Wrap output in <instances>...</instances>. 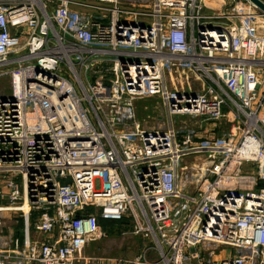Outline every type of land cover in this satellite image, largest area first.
Returning a JSON list of instances; mask_svg holds the SVG:
<instances>
[{
    "label": "built area",
    "instance_id": "1",
    "mask_svg": "<svg viewBox=\"0 0 264 264\" xmlns=\"http://www.w3.org/2000/svg\"><path fill=\"white\" fill-rule=\"evenodd\" d=\"M217 3L0 0V264H264V13Z\"/></svg>",
    "mask_w": 264,
    "mask_h": 264
},
{
    "label": "rangeland",
    "instance_id": "2",
    "mask_svg": "<svg viewBox=\"0 0 264 264\" xmlns=\"http://www.w3.org/2000/svg\"><path fill=\"white\" fill-rule=\"evenodd\" d=\"M124 2H132L137 0H122ZM213 2V6L230 2V0H210ZM236 2L244 3L248 0H235ZM264 1V0H263ZM208 5V4H207ZM211 7V5H208ZM209 11L208 8L205 9ZM168 79H170V72L166 73ZM178 84H173L176 88ZM190 88V86H183ZM178 88V87H177ZM192 88V87H191ZM141 105L145 106L149 103L141 101ZM142 106V107H143ZM140 109V108H139ZM146 112L140 110L138 117L141 119L145 116ZM10 229L19 236L22 235V220L18 219V223L9 222ZM103 235L94 241H91L85 248L84 255L89 257H110V258H122L131 260L138 256L146 245H151L148 239L143 238L140 234L133 233V222L131 216H126L120 220L103 219L99 222Z\"/></svg>",
    "mask_w": 264,
    "mask_h": 264
},
{
    "label": "water",
    "instance_id": "3",
    "mask_svg": "<svg viewBox=\"0 0 264 264\" xmlns=\"http://www.w3.org/2000/svg\"><path fill=\"white\" fill-rule=\"evenodd\" d=\"M251 2L257 9L264 13V1L263 0H248Z\"/></svg>",
    "mask_w": 264,
    "mask_h": 264
},
{
    "label": "bare ground",
    "instance_id": "4",
    "mask_svg": "<svg viewBox=\"0 0 264 264\" xmlns=\"http://www.w3.org/2000/svg\"><path fill=\"white\" fill-rule=\"evenodd\" d=\"M206 4L213 6V2L210 0H203ZM24 209H26V205L23 206Z\"/></svg>",
    "mask_w": 264,
    "mask_h": 264
}]
</instances>
